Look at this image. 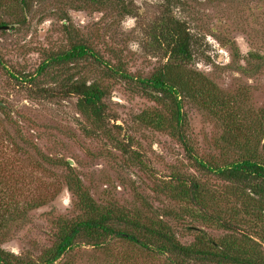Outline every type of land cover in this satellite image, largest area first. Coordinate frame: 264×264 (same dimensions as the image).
<instances>
[{
	"label": "rangeland",
	"instance_id": "rangeland-1",
	"mask_svg": "<svg viewBox=\"0 0 264 264\" xmlns=\"http://www.w3.org/2000/svg\"><path fill=\"white\" fill-rule=\"evenodd\" d=\"M121 3L35 0L21 10L6 0L0 9V23L11 25L0 30V175L24 185L13 199L45 203L27 211L2 244L7 250L38 253L51 243L58 217L79 216L76 197L65 184L69 171L102 207L153 215L176 210L178 215L166 219L182 242L192 239L184 229L189 223L214 237L224 234L202 221L193 222L186 206L158 190L176 176L197 180L212 195L223 194L227 184L196 168L167 130L142 121L141 114L153 111L169 116L168 107L113 73L119 69L146 77L167 60L166 47L149 35L151 20L163 10L162 1ZM172 11L186 22L193 38V58L186 68L223 91L218 94L223 103L217 107L182 96L184 132L193 151L206 160L220 157L225 124L231 127L233 120L245 133L246 121L253 117L259 123L258 137L264 138V0H182ZM74 44L86 45L100 61L84 57L39 72L50 57ZM67 78L95 83L104 91L103 128L89 124L75 96L60 95L61 81ZM44 88L54 89V95L42 93ZM12 136L20 139L15 151L7 141ZM118 140L122 150L115 146ZM124 256L134 260L132 264H156L118 242L102 251L80 246L56 264H130Z\"/></svg>",
	"mask_w": 264,
	"mask_h": 264
},
{
	"label": "trees",
	"instance_id": "trees-1",
	"mask_svg": "<svg viewBox=\"0 0 264 264\" xmlns=\"http://www.w3.org/2000/svg\"><path fill=\"white\" fill-rule=\"evenodd\" d=\"M5 1L0 0V9ZM34 1L10 0L21 10L29 9ZM78 1L104 4V0ZM161 1L163 10L151 20L149 35L154 42L166 47V63L146 77H134L119 69L112 71L119 78L133 81L141 93L168 107L169 116L153 111L141 114L142 121L156 129L167 130L183 146L196 168L226 182L227 190L221 195H212L197 180L181 176H176L175 182L158 188L169 199L186 206L193 222L202 221L224 231V234L214 237L189 223L184 229L192 239L182 242L174 226L166 219L178 215L176 210L153 215L140 210L128 212L116 206L102 207L82 186L80 179L69 171L65 184L76 197L79 216L72 219L58 217L54 222L51 243L38 253L27 249L14 252L5 249L2 244L24 221L28 210L45 203L42 199H13L14 195H20L18 192L24 190V185H18L11 176L4 180L0 175V264H56L80 246L88 245L102 251L114 242L128 246L134 254L148 256L156 264H264V138L258 137L259 123L256 124L251 117L246 121L248 129L245 128V133L235 120L231 121V127L225 124L226 131L220 143L222 154L217 159L206 160L193 151L184 132L186 119L181 98L188 94L202 103L217 107L223 103L221 96H218L223 91L202 74L186 68L193 58V38L186 22L172 11L182 0ZM84 57L100 61L86 45L74 44L69 50L50 57L39 72L50 64ZM0 65L4 66L1 60ZM41 92L54 95L55 90L44 88ZM60 95L75 96L77 107L89 124L103 128L106 106L103 102L104 91L98 85L67 78L61 81ZM0 108L4 109L1 105ZM7 122L12 127L11 122ZM7 141L11 150L15 151L20 139L12 136ZM115 146L122 150L124 145L118 140ZM230 149L236 151L235 155L228 154ZM64 163L69 165L68 161ZM122 260L130 264L134 261L126 256Z\"/></svg>",
	"mask_w": 264,
	"mask_h": 264
},
{
	"label": "water",
	"instance_id": "water-1",
	"mask_svg": "<svg viewBox=\"0 0 264 264\" xmlns=\"http://www.w3.org/2000/svg\"><path fill=\"white\" fill-rule=\"evenodd\" d=\"M10 26H11V25H8V24H0V30H1V29H5V30H7V29H9Z\"/></svg>",
	"mask_w": 264,
	"mask_h": 264
}]
</instances>
